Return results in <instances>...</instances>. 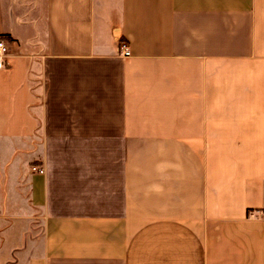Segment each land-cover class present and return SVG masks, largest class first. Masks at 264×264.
Wrapping results in <instances>:
<instances>
[{
  "label": "crops",
  "instance_id": "1",
  "mask_svg": "<svg viewBox=\"0 0 264 264\" xmlns=\"http://www.w3.org/2000/svg\"><path fill=\"white\" fill-rule=\"evenodd\" d=\"M0 35V264H264V0H0Z\"/></svg>",
  "mask_w": 264,
  "mask_h": 264
},
{
  "label": "built area",
  "instance_id": "2",
  "mask_svg": "<svg viewBox=\"0 0 264 264\" xmlns=\"http://www.w3.org/2000/svg\"><path fill=\"white\" fill-rule=\"evenodd\" d=\"M119 47H120V51L123 55L129 54V51H128L124 41H122V40L119 41ZM6 55H7V40L5 37L0 35V68L5 65ZM31 168L37 172H43V167H41V166L33 165Z\"/></svg>",
  "mask_w": 264,
  "mask_h": 264
},
{
  "label": "rangeland",
  "instance_id": "3",
  "mask_svg": "<svg viewBox=\"0 0 264 264\" xmlns=\"http://www.w3.org/2000/svg\"><path fill=\"white\" fill-rule=\"evenodd\" d=\"M32 223V222H31ZM30 223V224H31ZM16 225H17V223H16ZM15 225V226H16ZM40 225H39V222H37L36 220H33V223H32V225L29 227V232H31L30 234L31 235H39V233H40Z\"/></svg>",
  "mask_w": 264,
  "mask_h": 264
}]
</instances>
